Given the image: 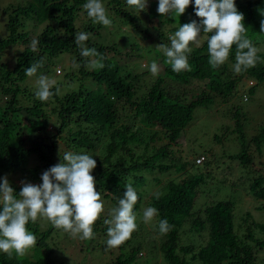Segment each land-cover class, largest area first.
Returning a JSON list of instances; mask_svg holds the SVG:
<instances>
[{
  "label": "trees",
  "instance_id": "trees-1",
  "mask_svg": "<svg viewBox=\"0 0 264 264\" xmlns=\"http://www.w3.org/2000/svg\"><path fill=\"white\" fill-rule=\"evenodd\" d=\"M101 2L112 17L121 19L122 24L130 28V32L136 33L141 18L149 22V28L142 30V37L147 41L153 38L147 43L145 55L139 47V56L150 58L155 54L162 59L157 45L170 46L169 36L179 26L194 20L199 23L194 2L183 15L169 14L157 24L151 21L157 12L156 3L152 10L141 12V16L133 12L126 0ZM85 3L87 0H26L21 6H13L7 14L3 25L5 34L0 38V98H4L0 101V175L13 174L21 182L40 185L43 172L63 159V156L56 158L61 144L65 151L73 153L96 150L93 157L96 167L91 174L96 190L109 201V208L105 207L94 225L95 238L80 239L82 246L77 252L81 259L106 247L108 226L104 220L110 218L111 209L118 206L125 185L131 183L138 195L134 206L138 227L129 240L106 252L110 260L106 264H132L143 256L137 254L140 245L146 244L143 236L148 229L154 232L156 240L152 241L157 245H149L146 252L152 257L156 252L161 264H258V253L264 254V222H258L253 211L264 214V167L259 169L260 160L255 166L250 152L257 157L264 156V116L261 117L259 108L248 106L247 101L257 93H264V34H260L264 0H235L237 10L244 15L247 36L259 49L255 67L235 73L236 46L233 45L228 60L213 69L202 33V42L198 47L192 46L188 55L190 71L175 73L171 67L164 66L158 75H150V81L145 78L142 83L138 79H144L145 71L133 72L132 68L121 67L113 60L121 49L106 39L107 33L99 32L104 28L102 24H94L88 17L90 21L85 20L76 27L79 11L87 13ZM6 10L7 7L0 8V13ZM24 20H30L33 27H41L35 38L22 31ZM166 24L173 25L168 30L170 34L162 31ZM77 32L91 34L85 45L95 48L104 57L103 69L93 70L87 66L90 58L81 57L75 44ZM102 37L104 41H100ZM33 39L39 41L36 52L30 47ZM62 53L73 56L69 68L74 63L81 65L74 67L73 72L62 74L63 81L67 84L77 81L79 86L66 93H59L54 87L55 95L42 102L36 98V91L31 93L22 85L28 78L25 70L43 59V67L37 75L50 76L52 66L58 63ZM56 72L59 73L58 68ZM84 80L93 82L95 87L86 89ZM241 82L245 83L243 89ZM190 83L195 87L201 83L203 88L192 94L188 89ZM215 97L225 105L232 98L246 101V109L237 103L231 106L228 116L233 125L223 126L224 133L213 136L218 144L228 136V142H235L237 147L217 155L211 154L206 144H197L198 150L190 144L177 148L176 141L184 136L187 124L194 117V109L198 106L210 109L211 105H216ZM254 103L258 105L256 100ZM135 122L139 124L136 129ZM160 134L163 141L158 145ZM199 157L201 160L196 162ZM234 165L240 167L231 177ZM219 168L222 177L214 175ZM142 171H156L159 175L184 173L185 177L179 182L161 180V190L146 200L145 189H142L146 176ZM153 179L160 182L158 176ZM9 184L18 196L21 183ZM241 192L257 203L254 210L238 207L236 196ZM142 207L158 210V215L148 224L143 218L138 221L144 212ZM162 219H167L172 226L166 235L158 232ZM41 223L37 218L36 222L26 225L37 237V244L30 251L39 256L14 253L9 257L0 252V264H66L50 239L53 235L68 233L55 229L45 218L44 225Z\"/></svg>",
  "mask_w": 264,
  "mask_h": 264
},
{
  "label": "clouds",
  "instance_id": "clouds-1",
  "mask_svg": "<svg viewBox=\"0 0 264 264\" xmlns=\"http://www.w3.org/2000/svg\"><path fill=\"white\" fill-rule=\"evenodd\" d=\"M191 0H158L157 13L161 17L169 14L181 16L189 7ZM126 4L134 11H145L148 0H126ZM87 16L94 24L110 27L112 20L101 0H87L84 4ZM194 13L199 18L179 26L174 34L169 36L170 46H157L165 55L166 63L175 73L190 71L188 55L192 51L191 45H200L201 34L207 40L209 64L213 69L223 65L229 58L233 45L236 46L233 70L239 74L251 67H255L259 60L255 47L247 36L243 23L244 15L235 6V0H194ZM264 16V11L260 13ZM211 34V35H209ZM260 34H264V19L260 21ZM90 33L77 32L75 44L80 49V56L90 58L87 66L93 70L105 67L104 57L95 48H88L85 42ZM39 41H31V50L38 51ZM246 50V51H245ZM44 61L33 62L25 70L28 77L37 76ZM79 68V63L73 65ZM151 73L158 75L160 69L153 61L149 66ZM37 90L35 96L40 101H48L55 93V79L40 74L36 79ZM96 167V160L87 153L65 152L60 163L44 171L42 183L34 185L21 182V190L14 194L7 177L0 178V252L12 257L26 255L37 244V237L30 232L26 225L36 222L38 217L47 219L58 230H63L74 238L92 240L95 238L94 225L104 211L101 193L96 190L95 178L91 174ZM157 199L159 193L156 194ZM138 195L131 183L125 185V192L118 200V206L110 211V218L104 220L107 225L106 251L120 247L129 240L137 230L134 206ZM158 215L155 207H147L143 212V220L147 224ZM167 219L158 224L160 235L171 231Z\"/></svg>",
  "mask_w": 264,
  "mask_h": 264
},
{
  "label": "rangeland",
  "instance_id": "rangeland-1",
  "mask_svg": "<svg viewBox=\"0 0 264 264\" xmlns=\"http://www.w3.org/2000/svg\"><path fill=\"white\" fill-rule=\"evenodd\" d=\"M26 0H0V8L2 9L3 7H7V10L4 11L3 13H0V38L4 37V30H3V25L6 22L7 19V14H9L10 10L13 8V6H21L25 3ZM191 2H194V0H191ZM104 4V2H102ZM156 3L158 4V0H153L150 1L148 0V4L146 7V11H150L153 9V4ZM135 14L140 15V13L133 11ZM108 13V12H107ZM154 16L153 18H151V21L155 24L157 23H162L164 21L165 17H161L157 12H154ZM109 18L112 20V24L110 27H105L103 29H99V32L101 33H107V37L106 39L110 40L111 43H116L115 46L119 47L121 49V52L119 55H115L113 57V60H116L117 64L120 65L121 67L130 69L132 68L133 72L139 73L142 71H145L146 74L143 76L144 79H138V81L140 83L144 82L145 78L149 79L150 81V75L151 77L153 76V74L150 71L149 66L151 65V63L153 61H155L158 66L160 71L162 70V67H171L169 64L166 63V57L163 53V51L161 49H159L158 47V52L159 54H161L162 59L161 58H156L155 54L149 58V56H139L138 55V49L140 47V51L143 53V55L146 54V52L144 51L146 46L148 45L147 43H150V38H147L148 41L143 38L142 36L144 35V33L142 32V30L144 28H149L147 27L149 25V22L144 19L141 18L140 22H139V26L137 27V31L135 32H130V28L127 25H123L121 19L119 18H114L112 17L109 13H108ZM142 16V14H141ZM85 20L90 21V19L87 16V13L83 11H79L78 14V18L75 21V25L78 28L80 25H82L83 23H85ZM161 21V22H160ZM173 27L172 24L170 25H164V27H162V31H164L166 34H170L169 33V29ZM22 31H26L28 33H30V35H32V38H35L38 34L39 31L41 29L40 26H38V28L33 27L32 26V22L30 20H24L23 21V26H22ZM151 30V29H149ZM203 38H201L202 42ZM100 41H104V38H100ZM161 45V44H160ZM130 46V48H129ZM159 46V45H157ZM192 46H196L195 44L191 45ZM151 47V46H150ZM150 49V48H149ZM111 54V53H109ZM152 54V52H151ZM112 55V54H111ZM73 56L69 55V54H64L62 53L61 56H59V60L57 61L58 63H55V65L52 66V72L51 74H49L50 76H48L50 79H55L56 81V86L59 89V93H66V92H70V90H76L79 86V83L77 81H75L74 83H69L67 84V81H63L62 79V74L67 73V72H73L74 66H72L71 68L68 67V64L71 60ZM151 61H150V60ZM229 65L232 66V63L229 62ZM59 69V73L56 72V69ZM41 74V73H40ZM148 75V76H147ZM39 76V75H37ZM37 76L34 77H28L27 80L25 79L22 85H26L29 90L31 91V93H33L34 91L37 90V85H36V79ZM147 76V77H146ZM148 81V82H149ZM248 84V82H247ZM199 86V87H198ZM84 87L87 89H92L95 87V84L93 82L90 81H85L84 80ZM240 87L241 89H243L245 87V83H240ZM199 88H203V85H196V87L190 83L188 84V89L192 91L193 93H196ZM262 88V87H261ZM217 96V95H216ZM2 99H4L3 97H1ZM0 98V101H1ZM218 99L220 98H213L214 100V104L216 105H211L210 109H204L201 106H198L194 109V117L192 118V120L187 124L186 128H185V133L184 136L182 135V137L180 139H178L177 142V148L182 149L184 147L185 144H190V146H192L194 148V150H198V145L197 144H206L208 145V148L211 150V154H219L222 151H231L234 150V148L237 147V144L235 142H228L229 138L224 137L223 142H221V144L216 143L215 141H213V136L214 135H222L224 133V131L222 132V128L223 126H231L232 121L229 118L230 116V112L232 111L231 106L234 105L235 103L238 104V106H240L243 109H246L247 106L246 105V101H242V99L239 101H237V99L232 98L226 105L223 103H219ZM249 102L247 101V104L249 106V104H251L253 107L259 108V113L262 116H264V93H257L256 95H254V98H249ZM221 100V99H220ZM254 100H256V103L258 105H256L254 103ZM222 101V100H221ZM251 101V102H250ZM221 104V105H220ZM256 113V112H255ZM229 114V116H228ZM257 116V114H256ZM230 119V120H229ZM136 126L134 129L138 128L137 126H139L138 122L134 123ZM133 129V130H134ZM250 132V130H248ZM143 133V132H142ZM160 140L159 143L157 142V144H161V142L163 141V136L160 134L159 135ZM227 139V140H226ZM226 140V141H225ZM65 147L63 144H61L56 152V158H60L61 156L64 155V152H68L65 151ZM61 151V152H58ZM70 152V151H69ZM79 153H84V152H79ZM96 150L94 152L89 151L87 154H91L93 157L96 154ZM251 156L253 157V163L255 164V166L258 165V160H260V166L259 169L264 167V156L262 155L261 157H257L253 152H250ZM264 154V153H263ZM209 156V155H208ZM225 160V159H224ZM61 161H58V163H60ZM226 167V165H224ZM235 167L232 169V175H236V173L238 172L237 169L240 166L234 165ZM247 170V169H245ZM220 168L218 169V171H216V173L214 175H217L218 177H222V174L219 172ZM223 172H226L225 170L222 169ZM219 172V173H217ZM142 174H144L146 176V183L145 185L142 187V189H145V196L144 199L147 200V197L149 195H151L152 193H154L155 191H160L162 184H161V180L162 181H166L167 179L173 180L174 182H179L180 180H182L185 175L184 173H176V172H167L166 174L163 175H159L156 173V171L153 172H146V171H142ZM221 174V175H220ZM7 177L9 183H16V184H20L21 183V179L18 178L16 175H10V174H6V173H2L0 175V178L3 177ZM159 177L160 182H156L153 177ZM228 178H230V176H228ZM102 194V193H101ZM238 198V207L241 208H246V209H252L257 205V203L251 199L250 197H248L247 195L241 193H237ZM102 201L104 203V209L106 207L109 208V201L107 199H104V197H102ZM256 203V204H255ZM143 208V207H142ZM146 208H143L142 210H145ZM254 210V209H253ZM254 212V216L256 218V220L258 222H264V214L262 213H255ZM143 218V215H141V217L139 218L138 221H140ZM40 222L44 223V218L42 217H38ZM41 223V224H43ZM148 224V223H147ZM44 225V224H43ZM138 225V223H137ZM46 226H44L45 228ZM148 229V228H147ZM146 229V230H147ZM147 233V232H146ZM154 232L151 229H148V233L145 234L143 236L145 243H142L140 245V249H139V253L137 254L139 256V254L141 253L143 256H141L140 258L135 259L132 264H161L160 263V258L158 256V254L155 252V254L153 255V257L151 256L150 252H146L148 249H150L149 245H157L156 241H152V239H155V236L153 235ZM97 236V235H96ZM99 239V236H98ZM50 242L52 245H54L55 250L57 253H59V257L63 258V260H65L66 264H106L109 260L108 255H107V251H106V247L103 248L101 251H99L98 253H92V255L90 257H86L85 259H81L80 253L77 252L79 250V248L82 246V241H80V239L74 238L72 237L70 234H66L65 236L62 235H53L52 238L50 239ZM148 247V248H147ZM59 250V252H58ZM156 251V248L154 249ZM158 251V250H157ZM146 252V253H145ZM28 255H31L33 258H37L39 256L38 253H34L32 254L31 251L28 252ZM145 253V254H144ZM258 258H260V260H257L258 264L263 263L264 262V254L263 253H258ZM152 259V261H151ZM151 261V262H150Z\"/></svg>",
  "mask_w": 264,
  "mask_h": 264
},
{
  "label": "built area",
  "instance_id": "built-area-1",
  "mask_svg": "<svg viewBox=\"0 0 264 264\" xmlns=\"http://www.w3.org/2000/svg\"><path fill=\"white\" fill-rule=\"evenodd\" d=\"M201 160V157H199L197 160H196V162H199Z\"/></svg>",
  "mask_w": 264,
  "mask_h": 264
}]
</instances>
